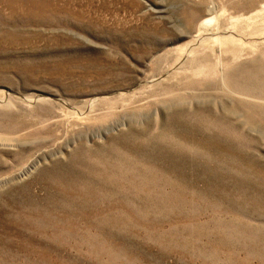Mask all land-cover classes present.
Listing matches in <instances>:
<instances>
[{
	"label": "rangeland",
	"instance_id": "obj_1",
	"mask_svg": "<svg viewBox=\"0 0 264 264\" xmlns=\"http://www.w3.org/2000/svg\"><path fill=\"white\" fill-rule=\"evenodd\" d=\"M0 264H264V0H0Z\"/></svg>",
	"mask_w": 264,
	"mask_h": 264
}]
</instances>
